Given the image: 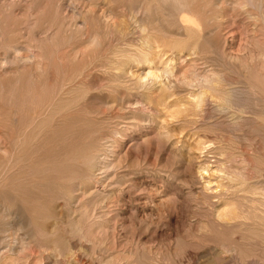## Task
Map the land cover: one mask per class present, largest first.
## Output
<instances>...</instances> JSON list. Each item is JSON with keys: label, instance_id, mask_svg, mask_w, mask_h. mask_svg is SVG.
<instances>
[{"label": "bare ground", "instance_id": "1", "mask_svg": "<svg viewBox=\"0 0 264 264\" xmlns=\"http://www.w3.org/2000/svg\"><path fill=\"white\" fill-rule=\"evenodd\" d=\"M56 1L37 19V0H0V264H167L98 245L113 189L134 181L118 172L134 132L151 154L208 157L192 180L218 236L192 242L248 264L264 249V142L238 157L208 134L205 110L264 126V0ZM93 73L104 84L86 83ZM92 89L108 110L85 103ZM59 200L70 218L50 229L41 222Z\"/></svg>", "mask_w": 264, "mask_h": 264}, {"label": "rangeland", "instance_id": "2", "mask_svg": "<svg viewBox=\"0 0 264 264\" xmlns=\"http://www.w3.org/2000/svg\"><path fill=\"white\" fill-rule=\"evenodd\" d=\"M124 2L127 3L128 0H124ZM57 3L58 2L56 0H37V19L41 15L42 11H47L51 7V5H55ZM90 76H87V79H86V83H88L89 85L92 86L96 83L104 84L103 83L104 80L102 79L101 75L98 76V74L93 73V76L92 75H90ZM229 77L231 78L232 81H238V80L242 81L243 80V78L236 76V75L229 76ZM240 81H238L239 82L238 85L242 84ZM98 93L99 92H96L94 89H92L89 92L88 96L86 97L85 103L87 102L86 104H89L90 106L97 107V108L98 107L106 108L107 106L105 107V105L102 102L103 96L100 95V96L96 97L98 95ZM100 99H101V101H100ZM244 103L250 105V107H253L252 103L250 104V102H248V101L247 102L244 101ZM212 107H213V104H210L209 107H207V109L205 110V112H206L205 115L209 116V119L211 118L210 120L208 119L209 123L206 125V130H207L208 134L212 138H216V137L218 138L219 137L220 140H222V139L225 141L228 140V143H229L228 146H231V147L233 146L231 150L235 151L234 153L239 155L238 157H242L244 155H247L248 149H250V150H248V152L252 150L253 145H255L254 144L255 140H253V138L258 139L260 143L264 142V129H263L264 126H262V127L258 126V128H259L258 129L256 124L253 122V120H246V121L244 120L245 122L243 121V122L236 124V122L234 123V120L231 117L232 115L230 116V114H228V116L231 119L228 116L225 119L221 118L223 115H221L219 110L216 109L215 107L214 108H212ZM106 109L108 110V107ZM248 109H252V108H248ZM224 121H225V123H224ZM246 124H247V126H246ZM222 128H223V130H222ZM253 128H256V129H253ZM257 129L260 130L261 133H260V131L258 132ZM214 133H216V134H214ZM228 134H230V135H228ZM255 134H257V136ZM259 135H261V136H259ZM137 136H139V134L134 132L133 134L127 135L125 137L124 148L125 149L129 148L132 151L130 150V153L127 156H125L121 170H120V168H119V171L117 170L118 172H121L122 170H124L127 167V169L134 171V173H133V177H134L133 182L134 183L133 182L131 183L133 186L130 183H126L125 189L122 193L118 192L119 190L117 189L118 190L117 191L116 187L113 189L115 197L117 198L116 200L118 202H116V205L112 204L111 209L114 210L115 213L113 211H112V213H114V215L116 214V216L104 217V219H105L104 227L106 229H104L103 226L100 229L99 228L95 229L96 230L95 232L97 233V236H98V240H100V237H101L100 241H102L101 242L102 244L100 243L98 245L101 246L102 248H109V249L115 248V250L118 251V253H117L118 254V260L119 261L121 260L120 262L126 260V257L124 256V254L123 253H122L123 255L121 254V252H123L121 250L124 249L125 251H128V250L133 251V250L137 249L139 254H141V253L147 254L145 256L157 254V257L159 256V258L164 259L166 257V260L169 261V262L168 261L166 262V260L164 259L167 264L168 263L169 264H176V263L177 264H220L221 262H222L221 264H231L232 261L234 264L239 261L238 264H240L241 262H240L239 258H236L237 255H235V257H233L234 260H233V258H232V260L230 258H228V259H225L222 261V260H219L216 257L212 256L210 253H207L206 252L207 250H204L205 248H207V245L205 243H201L202 246L199 247L198 245H200V244L196 245L192 242V241H194L195 243H197V242L199 243L201 239H207V240H209L208 242H206L208 245H214V244H212V243H214V241L212 239L210 240L209 238H211V237L214 238V236H218V232L212 228V226L210 224L211 222L209 220L210 215H208V214L210 211L209 208L211 206H210V204L206 205V203H204V200L202 198V194L200 193V190H199V183L197 184L198 185L197 186L196 185L197 182L196 181L193 182V180H192V175L197 174L198 169H199V165H201L204 162V160L208 157L204 154L199 153L198 151H196L195 153L193 152L192 153L193 155L192 154H191L192 156L190 155L191 157L184 156L183 158L178 157V156L176 157V156H174L172 154H168L166 152L158 154V155H155V152L154 153L152 152V154H151V152H148V147L146 145H141L139 148H135L134 145L131 144L133 141L132 138L135 139V138H137ZM181 138L183 139V137H181ZM219 138H218V140H219ZM189 140L188 141L186 140V142H191L193 140V138H191V141H189ZM186 142H184V143H186ZM179 144H181V143L179 142ZM239 145H240V147H239ZM154 147H155V145H154ZM238 148L239 149L241 148V149L239 150ZM244 152H246V153L244 154ZM241 154H244V155H241ZM144 157H146V158H144ZM168 157H169V159H168ZM198 157L200 159H198ZM189 158H190V163H191V164H189L190 166L186 165L187 160ZM192 158H193V160H192ZM167 159L169 162L167 161ZM263 159H264V157H263ZM193 163H194V165H193ZM198 163H200V164H198ZM126 164H127V166H125ZM141 166H143V167H141ZM160 166H162V168L164 170H166V172L164 173L165 174L164 176H161L157 171V168ZM197 166H198V168H197ZM184 167H186V168L184 169ZM260 167L263 170L262 172H264V164H261ZM261 177L263 180L264 179V173H263V175H261ZM161 179L163 180L165 185L161 188V190H162L161 194H164V195H162V199L164 200V202L162 200L160 203V202H158L159 197H156L157 193H155V189H154L155 185L153 182L156 180H161ZM249 181H253V178L249 179ZM180 186H182V187H180ZM115 190H116V192H115ZM52 209L54 211V214L51 217L57 216V218H55V219L51 218L49 220H42L41 223L43 225H45L46 227H49V228L51 227L50 229H52L53 225H55L54 223H56L57 221H60V223H61L63 221L66 222L69 220L70 217H66V215L68 216V213L65 211L66 207L64 208V202L63 201L59 200V201L55 202L54 205H52ZM205 209H208V210H205ZM207 211H208V213H207ZM97 218L98 217H96L95 220H100V217L98 219ZM109 218H111V219H109ZM60 219H63V221ZM64 219H66V221ZM92 220H94V219H90V221H92ZM107 232H108V234H107ZM197 234H198V236H197ZM190 236H191V238H190ZM110 237H111V239H110ZM114 237H115V240H114ZM198 239H200V240H198ZM231 239H232L231 237L227 238V240H225L226 243H231L233 240V239L232 240ZM209 242H211V243H209ZM257 243H259V245L262 246L259 241H257ZM114 245H116V246L112 247ZM259 245H258V247L256 246V248L254 250L255 251L258 250L260 253H258V251L255 252L253 250L254 256H251L253 258H250L252 260L251 261L249 260L250 262L248 264H251V262H252V264L264 263L263 262V260H264V258H263L264 257V251L263 250L264 249L263 250L260 249ZM193 248H195V249H193ZM149 251H151V252H149ZM191 251H193V252H191ZM195 254H197V255L195 256ZM170 256H172V257H170ZM260 256H262L263 259L260 258ZM120 257H122V258L120 259ZM254 257H255V259H254ZM161 260L162 259H160V261ZM170 260H171V262H170Z\"/></svg>", "mask_w": 264, "mask_h": 264}]
</instances>
